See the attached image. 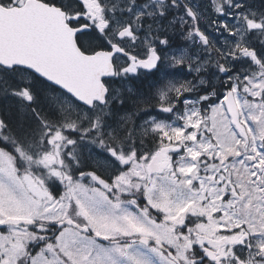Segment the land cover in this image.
<instances>
[{"label": "snow or ice", "instance_id": "obj_1", "mask_svg": "<svg viewBox=\"0 0 264 264\" xmlns=\"http://www.w3.org/2000/svg\"><path fill=\"white\" fill-rule=\"evenodd\" d=\"M0 98V264H264V0H0Z\"/></svg>", "mask_w": 264, "mask_h": 264}, {"label": "water", "instance_id": "obj_2", "mask_svg": "<svg viewBox=\"0 0 264 264\" xmlns=\"http://www.w3.org/2000/svg\"><path fill=\"white\" fill-rule=\"evenodd\" d=\"M51 13L44 12L40 9H35L33 15L28 19V21L23 26L24 30H29L32 28H49L50 25L47 23V19L51 17Z\"/></svg>", "mask_w": 264, "mask_h": 264}, {"label": "trees", "instance_id": "obj_3", "mask_svg": "<svg viewBox=\"0 0 264 264\" xmlns=\"http://www.w3.org/2000/svg\"><path fill=\"white\" fill-rule=\"evenodd\" d=\"M4 103H6L5 101L2 100V98H0V106H2ZM10 103V102H7Z\"/></svg>", "mask_w": 264, "mask_h": 264}, {"label": "rangeland", "instance_id": "obj_4", "mask_svg": "<svg viewBox=\"0 0 264 264\" xmlns=\"http://www.w3.org/2000/svg\"><path fill=\"white\" fill-rule=\"evenodd\" d=\"M189 79H191V77H189Z\"/></svg>", "mask_w": 264, "mask_h": 264}]
</instances>
